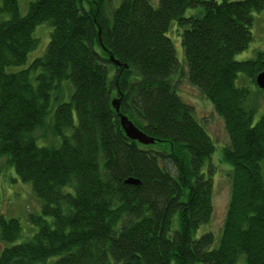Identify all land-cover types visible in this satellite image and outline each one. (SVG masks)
Returning a JSON list of instances; mask_svg holds the SVG:
<instances>
[{
  "label": "trees",
  "instance_id": "trees-1",
  "mask_svg": "<svg viewBox=\"0 0 264 264\" xmlns=\"http://www.w3.org/2000/svg\"><path fill=\"white\" fill-rule=\"evenodd\" d=\"M153 4L32 0L20 15L0 0V158L38 203L25 232L0 214V264H264V111L256 120L249 103L264 52L235 59L264 0ZM43 24L50 39L28 62ZM182 62L228 139L217 235H197L213 214L215 147L177 93ZM113 100L154 148L124 135Z\"/></svg>",
  "mask_w": 264,
  "mask_h": 264
},
{
  "label": "rangeland",
  "instance_id": "rangeland-1",
  "mask_svg": "<svg viewBox=\"0 0 264 264\" xmlns=\"http://www.w3.org/2000/svg\"><path fill=\"white\" fill-rule=\"evenodd\" d=\"M30 1L32 0H18V9L20 15L26 14L27 5ZM150 1L154 3V6H156L157 0ZM250 31L252 35V41L249 43L247 49L244 52L238 54L235 57L236 60L249 59L254 57L257 52H264V10L261 13H253V23ZM50 32L51 28L44 24L37 26L34 29L33 37L37 40V46L29 55L28 62L44 53V50L48 44V40L50 39ZM170 36L173 39L176 49L175 51L180 60V58L183 57L182 48L180 46V38L177 37L173 32L170 33ZM182 68L184 69V72L182 71L183 78L180 80L176 78V81H179L176 83L177 93L184 103L193 108L196 121L203 126L207 134L212 139L215 147L214 153L210 159V163L214 167V177H212L213 214L210 222L205 227L202 226L197 232V235L207 231H211L217 235L220 232L229 199V183L227 177L225 176H227L229 173L228 170H230V167L221 159V148L227 145L228 139L224 130L223 122L214 113L210 103L202 98V96L193 86L188 84L185 78L186 69L183 62ZM239 84H245L242 78L239 80ZM57 93L60 101H67L70 94L72 93V90L68 83L63 82L61 84L60 90ZM249 103L251 106L255 108L257 107V113L255 114V119L257 120L264 111V87L256 91V93H252V96L249 98ZM134 127L136 126L134 125ZM40 134L41 131L38 135ZM144 147L154 148L155 145L152 144ZM13 177L16 176L14 175L13 170L8 166L6 159L0 158V214L7 218H19L22 221L25 232V226L27 223L26 219L29 215V211L34 212L38 203L31 195V189L29 190L25 184L20 183ZM27 205L28 207L32 205L33 208L27 210ZM172 222L174 225H177L176 216H174Z\"/></svg>",
  "mask_w": 264,
  "mask_h": 264
},
{
  "label": "water",
  "instance_id": "water-1",
  "mask_svg": "<svg viewBox=\"0 0 264 264\" xmlns=\"http://www.w3.org/2000/svg\"><path fill=\"white\" fill-rule=\"evenodd\" d=\"M109 60L114 63L116 66H119V63L117 61H115L111 55H109ZM256 85L258 86L259 89L264 87V71L262 73H260L257 77H256ZM112 106L115 109V112L117 113L118 117H119V124L120 127L124 133V135L131 141H135L140 145H152L155 143L154 139L148 137L147 135H145L144 133H142L141 131H139L136 127H134V125L125 117L122 116L121 114H119V101L118 100H114L112 102ZM134 184H137V181H132Z\"/></svg>",
  "mask_w": 264,
  "mask_h": 264
}]
</instances>
